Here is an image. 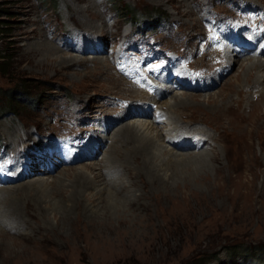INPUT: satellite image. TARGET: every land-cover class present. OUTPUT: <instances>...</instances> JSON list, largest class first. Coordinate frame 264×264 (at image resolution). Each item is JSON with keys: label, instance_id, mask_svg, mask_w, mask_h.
Returning a JSON list of instances; mask_svg holds the SVG:
<instances>
[{"label": "rangeland", "instance_id": "obj_1", "mask_svg": "<svg viewBox=\"0 0 264 264\" xmlns=\"http://www.w3.org/2000/svg\"><path fill=\"white\" fill-rule=\"evenodd\" d=\"M240 6H247L250 11L254 7L264 10V0H0V57L7 58L5 62H0L5 63L0 64V146L12 152L6 155L0 151V160H4L0 172L10 164L9 157L13 153L21 154L25 148L29 149L38 143L40 145L42 141L46 147H61L58 136L70 131L76 133L77 137L87 139L85 149L81 150H85L83 154L93 156L91 159L80 158L76 159L78 162H71V156L80 151L66 147L70 153H63L61 159L68 164L59 160L61 165L54 172L44 173L39 172L38 164L29 161V175L21 178L19 173L13 175L14 180L19 179L0 187L5 194L2 199L9 196L10 199L17 198V204L8 205L9 213L4 216L6 219L0 220V245L6 250L3 251L5 255L0 253V264H259L250 262L245 255L251 250L264 251V106L261 105L257 113L255 109V113H250L249 100L257 103L263 100L264 95H261L260 90L258 94L261 99H257L259 88L254 90L256 93H253V97L245 95L243 88L236 89L234 83L242 71V63L231 62L227 65L224 75L221 74L223 77H217L216 84L207 90L189 92L173 88L174 83H168L167 87L173 90L163 93L159 99L160 102L169 101L176 95L198 96L200 99L214 95L222 99L220 94L224 98L227 95V99L235 98L231 103H225L224 100L217 111V108L207 103H194L186 109L180 108L186 115L175 116L171 112L166 116L161 114V123H157L154 114L158 105L142 98L137 102L146 105L143 104L138 111L129 109L133 114L148 110V117H136L133 120L146 124L148 131H152V123L168 129L180 125L187 128L182 133L189 135L194 131L203 132L206 138L203 140L206 144L200 150L205 155L169 146L174 154L182 156L178 155L179 159L174 157V163L170 166L172 169L169 167L170 173L176 170L180 178L174 177L169 182L171 188L168 191H160L147 182L142 183L141 176L134 171L137 175L134 181L138 187H133L131 197L142 196L139 202L142 206L128 216L129 222L120 224L114 219L111 222L90 224L89 220L94 218L92 214L101 210V204L99 200L90 201L89 196L83 195L80 196L82 216L78 218V196L75 198V191L84 180L68 174L75 171L81 173L90 164L101 162L110 144L106 138L110 137L113 128L133 122L130 114L122 121L113 120L125 109H122L124 105L121 98L125 97L126 101L131 102L134 98L128 97L127 93L130 91L132 95L133 86L148 92L146 85H135L130 80L131 76L124 71L125 65L113 64L114 54L110 55L111 51L121 52L124 41L145 42L152 35L162 49L194 54L193 66L207 71L213 69L208 75L214 76L217 70L222 73V66L228 58L218 60L209 55L212 49L207 48L205 42L196 47L198 37L204 39L207 33L202 28L201 19L205 12L213 11L224 16L227 22L238 23ZM216 24V17H212L210 25L216 28ZM86 33L92 35L93 39L86 40ZM69 37H74L75 44H80L84 37L85 44L81 45L84 50L87 47H102L103 52L99 56L96 53V56L75 51ZM46 45L57 48L58 55L77 56L75 65L61 68L56 64L57 67L52 69L39 66L38 62L42 59L39 49ZM62 45L71 47L66 50ZM204 48L206 53L201 55ZM91 57L108 63L109 70H102L90 63L93 61L89 59ZM245 58L264 59L263 56L249 55H245ZM114 75L122 76L126 82L119 85ZM248 78L252 82L254 77ZM236 100L242 102L239 108ZM244 121L251 124L247 126ZM100 123L111 126L106 132H98L104 136L102 141L94 137ZM238 133L242 141H238ZM171 134L172 137L176 135ZM161 137L167 144L166 137ZM117 142L118 139L113 136L112 144L121 149L122 144ZM52 150L57 153L60 148ZM188 154L194 155L191 157ZM13 156L14 160L16 155ZM111 159L116 160L114 156ZM47 161H42L46 167L55 165L56 156L53 155V159ZM108 164L110 168L115 167L109 162L104 167L109 168ZM131 165L134 166V162L128 166ZM94 167L98 169L95 174L99 173V167ZM119 171L113 176L110 172L104 173L109 180L118 176ZM123 172L120 181H127V184L130 181L129 172L125 169ZM87 175L93 177L89 171ZM131 177L134 175L131 174ZM41 180L45 181L42 184L44 189L38 190ZM98 185L95 188L104 189ZM14 186L16 189L11 190ZM59 188L62 189L58 191ZM46 189L49 193L43 197L40 193ZM56 200L64 204L65 209L61 210L68 217L64 222L58 223L50 214L51 211L47 213L50 217H44L46 211L43 207L53 206ZM7 204L3 205V210Z\"/></svg>", "mask_w": 264, "mask_h": 264}, {"label": "bare ground", "instance_id": "obj_2", "mask_svg": "<svg viewBox=\"0 0 264 264\" xmlns=\"http://www.w3.org/2000/svg\"><path fill=\"white\" fill-rule=\"evenodd\" d=\"M190 1V0H189ZM195 1H193L194 3ZM250 3V2H249ZM248 3V4H249ZM248 4H245V5H248ZM194 5V4H193ZM195 6V5H194ZM241 7V6H240ZM238 9V8H237ZM264 9V8H263ZM199 10V9H198ZM195 11V10H194ZM257 12H260V10H257ZM194 13V12H193ZM197 14V13H196ZM239 16V15H238ZM200 20V19H199ZM203 20V19H201ZM237 23V22H236ZM203 28V27H202ZM201 30V29H200ZM186 31V30H185ZM195 31V30H194ZM171 32V31H170ZM190 32V31H189ZM172 34V32H171ZM191 34V32H190ZM189 34V36H191ZM194 34V33H193ZM188 35V33H187ZM247 36V37H245ZM244 36V39H247L249 38L248 35H245ZM193 37V36H192ZM191 37V38H192ZM84 37H82L81 39V45L84 46L85 44V41L83 39ZM87 38L86 40L89 41L93 39L92 35H88L86 33V37ZM190 44V43H189ZM188 44V47L190 46ZM195 44V42H194ZM192 45V44H191ZM181 46V45H180ZM202 46V44H201ZM204 46V45H203ZM94 47V46H93ZM191 47V46H190ZM197 47V46H196ZM66 50L67 49H70L69 46H66L64 47ZM209 48V47H208ZM192 49V48H191ZM195 49V48H194ZM193 49V51H194ZM211 49V48H210ZM178 51L180 49H177ZM176 50V51H177ZM186 50V49H185ZM177 51V52H178ZM190 51V50H189ZM208 51V50H207ZM36 53L38 51H35ZM39 52L41 53V61L38 62V65L40 66H47V67H51L52 68H55L57 66H55L56 64L61 67V68H67V67H70V66H74L75 65V59L76 57H67L65 55H58L59 51L57 48L53 47V46H50V45H46V46H43L41 49H39ZM103 50L97 52V55L100 53H102ZM180 52V51H179ZM35 53V55H36ZM196 53V52H195ZM200 53V52H199ZM92 54V53H90ZM96 55V53H94ZM201 54V53H200ZM215 54V57H219L221 59H225L226 57L228 58L226 63L223 64L222 66V73L221 72H217L215 73L214 76H211V75H208L209 73L213 72V69H211V71H207V75H208V78H207V81L205 82V84L203 85V87L201 88V90H207L210 86H212L215 82H216V78L219 77L220 79L223 77L221 76L224 75V71L226 68L227 65H230L231 62L233 63H242L240 66H241V72L239 73V75L236 77V81H235V85H237L236 89L238 90L239 88H243L245 89V95L247 96H250V97H253V93H256L254 92L255 89L259 88V90L257 91V94L259 93L260 90H262V94L261 95H264V59L260 58L259 60H253L254 58H245L244 59V56L247 55V51L245 52H236L230 56H233V57H228V56H225V57H221L220 55L217 54V52H211V56H213ZM96 55V56H97ZM111 55V53H110ZM109 55V57H110ZM202 55V54H201ZM200 55V56H201ZM99 56V55H98ZM198 57V56H197ZM259 57V56H258ZM205 58V57H204ZM264 58V57H263ZM89 59H93L92 62L90 63H93L96 65V67L102 69V70H107L109 68V65L108 63H106L105 61H103L102 59H98L96 57H91ZM263 61H262V60ZM32 61V60H31ZM109 61V60H108ZM83 63L86 64V62H84V60L82 61ZM197 62V61H196ZM110 64V63H109ZM114 64V63H113ZM112 64V65H113ZM205 64V63H204ZM203 65V64H202ZM114 66V65H113ZM209 69V68H208ZM109 70V69H108ZM116 71V69H115ZM106 73V71H104ZM111 72V71H110ZM122 72V71H120ZM100 74V73H99ZM111 74V73H110ZM116 74V73H115ZM118 74V73H117ZM125 75V74H124ZM248 76H251V77H254L252 82H249V78ZM104 77V76H103ZM122 77V76H121ZM120 76H117V75H114V78L117 80V82L121 84H123L124 82V79H122ZM124 77V76H123ZM126 77V76H125ZM107 78V77H106ZM128 78V77H127ZM109 79V78H108ZM113 79V78H112ZM219 79V80H220ZM129 81V79H128ZM216 84V83H215ZM214 84V85H215ZM145 86V84H144ZM246 86H250V87H246ZM95 87V86H94ZM213 87V86H212ZM230 87V86H229ZM235 89V88H234ZM143 90V89H142ZM173 90V88H166V89H160L159 91V94H156V95H151L145 91H141V89H137L135 86H133V92H132V95L131 93H129L128 91V97H132L134 99L131 100V102H128L126 101L125 97L121 98V101L123 100L124 101V106H126L125 109L121 110V113L116 116L115 118H113L114 121H122V119H126L125 117L129 116V114L131 115L130 117L132 118L131 120L133 121L134 118L136 117H148L149 116V112L148 110H144L143 113H137V114H133L131 112L130 109L132 108H135L137 111L139 108H142V105L143 104H147V103H141V102H137V100H143L142 98L146 99V101H150L152 102L153 104H156L158 105V107L156 109H158L160 112L163 113V116H166V114L168 115L170 112L171 113H174L175 116H182V115H186L185 113H182L180 111V108L182 109H186L188 107H191V104H208V106H213V108H217L215 111L219 110V108H221V105H222V102L224 101L225 103H231V102H234V99L232 98H228L227 99V95L226 97L224 98V95L223 94H220V98L222 99H218L216 98L214 95H211L207 98H204V99H200L198 96H186V95H176V96H173V98H171V100L169 101H164V102H160L159 99L161 97V95L163 93H166L167 91H171ZM190 92V91H189ZM192 92V91H191ZM232 92V91H231ZM207 95V94H206ZM236 95V94H235ZM234 96V95H232ZM237 96V95H236ZM239 96V95H238ZM255 96V95H254ZM262 97V96H261ZM224 98V99H223ZM237 98V97H236ZM257 97L255 96V99ZM260 98V95L258 94V98ZM263 98V97H262ZM261 99V98H260ZM238 100V99H237ZM236 100V101H237ZM248 100V98H247ZM235 101V102H236ZM238 102V103H237ZM237 105H238V108H239V105L240 103H242L241 101H237ZM151 103V104H152ZM224 105V104H223ZM245 105V104H244ZM264 106V98L263 100L259 101V102H254L252 100H249V106H250V113H253L254 112V109H255V112L257 113V109H259L260 107ZM246 106V105H245ZM196 107V106H195ZM200 107V106H199ZM206 107V106H205ZM145 108V107H144ZM203 108V107H202ZM233 108V107H232ZM242 108V107H241ZM236 109V108H235ZM234 109V110H235ZM262 109V108H261ZM195 110V109H194ZM213 110V111H214ZM231 110V109H230ZM239 110V109H238ZM241 110V109H240ZM246 110V109H245ZM263 110V109H262ZM108 111V110H107ZM117 111V110H116ZM203 111V110H202ZM236 111V110H235ZM235 111H234V114H235ZM249 111V110H248ZM199 112V111H198ZM229 112V111H228ZM232 112V110L230 111ZM243 112V111H242ZM254 112V113H255ZM136 113V112H135ZM197 113V112H196ZM214 113V112H213ZM223 114V113H222ZM231 115V113H229ZM246 114V113H245ZM262 114V113H261ZM189 115V114H188ZM199 115V114H198ZM228 115V114H227ZM256 115V114H255ZM218 116V115H217ZM236 116V115H234ZM232 116V117H234ZM240 116V114H239ZM258 116V115H257ZM129 117V118H130ZM210 117V115H209ZM221 117V116H220ZM238 117V116H237ZM236 117V118H237ZM245 117V115H244ZM176 119V117H174ZM195 118V117H194ZM200 118V117H199ZM205 118V117H204ZM212 118V117H211ZM223 118V117H222ZM226 118V117H225ZM235 118V117H234ZM241 118V117H240ZM256 118V116L254 117ZM105 119H106V116H105ZM198 119V118H197ZM239 119V118H238ZM112 120V119H111ZM177 120V119H176ZM205 120V119H204ZM235 120V119H234ZM241 119H239L240 121ZM243 120V119H242ZM250 120V119H249ZM104 122V120H102ZM154 121L155 118H154ZM224 121V120H223ZM226 121V119H225ZM237 121V120H236ZM238 121V122H239ZM106 124L108 122L105 121ZM130 122V121H129ZM194 122V121H193ZM211 122V121H210ZM213 122V121H212ZM227 122V121H226ZM256 122V121H255ZM120 123V122H119ZM126 123V122H125ZM123 123V125L120 126L121 127H115V129L113 128L112 130V134L110 135V137L107 136L106 139H108L110 141V144L107 146L106 150L104 151V154H103V158L101 160L100 163L98 164H90L91 166L89 168L85 167L84 169H82V172L79 173L78 171H75V172H68V174L71 175H75V176H78V177H82L81 180H84L82 183H80L79 187H78V190L75 191V198H77L78 196V199L76 200V203H77V211H78V218L79 216L81 217L82 216V211H83V208H82V195L83 196H89V200L90 201H93V200H99V203L101 204V210H99V212H94L92 215L94 218L91 217V219L89 220L90 224L94 223L95 222H111L113 221L114 219H117L118 222L120 224H124V223H127L128 221V216L135 211L136 208L142 206V204H139L140 200H141V197L142 196H135V197H131V193L132 191L134 190L133 187L136 186L138 187V184L134 181V178L137 176H135L134 174V171L139 174L141 176V182L142 183H150L152 185V187H155L160 190L162 189V191H165L167 189L170 190V181L175 177L178 176V173H176V170L173 172L172 171V174L170 173V170H169V167L171 166L172 163H174V157H177L178 155H181V154H174L171 150V147H173L174 149H177V150H189V148H187L186 146H183V145H180V146H177L176 145V140L179 139V138H182L184 139V141H187L188 139H190V135H192L194 132H192L191 134L189 135H186L184 133H182V130L183 129H187V128H184V126H176L175 128L172 127V128H166V127H160V126H156L155 124H151V129L152 131H148V127L147 129L145 128V125L146 124H143L142 122H136V121H133V122H130L127 124ZM231 123V122H230ZM242 123V122H241ZM245 125L247 124H251V123H247L244 121ZM261 123V122H260ZM213 124V123H212ZM219 124V123H217ZM233 124V123H232ZM238 124V123H237ZM236 124V125H237ZM243 124V123H242ZM258 124H259V121H258ZM110 125V124H109ZM149 125V124H148ZM241 125V124H240ZM257 125V124H256ZM107 125H103L100 123L98 129H96V132L97 134L94 135V137H96V140L99 139V140H103L104 139V136H102L101 134L99 133H103V132H106V130L110 129L111 126H107ZM248 126V125H247ZM246 126V127H247ZM250 126V125H249ZM253 126V125H252ZM223 127V126H222ZM240 127V126H239ZM215 128V127H214ZM220 128V127H219ZM224 128V127H223ZM253 128V127H252ZM263 128V127H262ZM189 129V128H188ZM244 129V128H243ZM251 129V128H250ZM190 130V129H189ZM196 130V129H195ZM219 130V129H218ZM231 130V129H230ZM240 130V129H239ZM228 131V130H227ZM256 130H254L255 132ZM95 132V131H94ZM99 132V133H98ZM237 131L235 130L234 133H236ZM248 132V131H247ZM171 133H176L175 136L172 137V134ZM201 133V134H200ZM203 132H199V133H194L196 135H198L199 137H201V140L198 141V145H205L206 142L204 143V141L202 142V140H205L203 135H202ZM224 133V131H223ZM229 133V132H228ZM230 133H233V132H230ZM109 134V133H107ZM169 134V135H168ZM222 134V133H221ZM225 134V133H224ZM254 134V133H253ZM264 134V133H263ZM168 135V136H166ZM186 135V136H184ZM239 136H237L238 138V141L239 139L242 141V137L240 136V134L238 133ZM113 136H114V139H118V144H122V147L121 149L118 148V146H115L114 144H112V139H113ZM161 136H165L166 139H167V144L165 142L164 144V141L162 139ZM213 135H211L212 137ZM216 137V136H215ZM222 137V136H221ZM224 137V136H223ZM228 137V136H227ZM247 138V137H246ZM261 138V137H260ZM226 139V138H225ZM227 140V139H226ZM233 140V139H232ZM250 140V139H249ZM231 141V140H230ZM259 141V140H258ZM264 141V140H263ZM214 142V141H213ZM260 142V141H259ZM114 143V142H113ZM203 143V144H202ZM220 143V142H219ZM229 143V142H227ZM226 143V144H227ZM233 143V142H232ZM236 142L234 141V144ZM102 144V143H101ZM217 145V144H216ZM220 145V144H219ZM230 145L231 142H230ZM229 145V146H230ZM239 145V144H238ZM263 146V145H262ZM203 147V146H202ZM213 147V146H212ZM218 147V146H217ZM170 148V150H169ZM208 148V147H207ZM202 149V148H201ZM200 149V150H201ZM263 149V148H262ZM200 150H198V155H205V152H200ZM206 151V150H205ZM217 151V150H216ZM239 151V150H238ZM241 151V150H240ZM261 151V149H260ZM192 153H196L195 151H192ZM239 153V152H238ZM263 153V161H264V151L262 152ZM220 154V153H219ZM255 154V153H254ZM186 155V154H185ZM189 156H193L194 154H188ZM114 156V158L116 159L115 161H113L111 158ZM182 156V155H181ZM184 157V156H183ZM187 157V156H185ZM205 157V156H204ZM253 157V156H252ZM258 157V156H257ZM178 158V157H177ZM188 158V157H187ZM210 158V157H209ZM237 158V157H236ZM255 158V157H254ZM179 159V158H178ZM109 162L110 164H112L113 166H115L117 169H114L115 167L113 168H110L109 164L107 167L109 168H106L104 166H106L107 162ZM179 160H177L176 162H178ZM200 161V160H199ZM253 161V160H252ZM131 162H134V166H128L130 165ZM211 162V161H210ZM202 163V162H201ZM212 163V162H211ZM102 166H101V165ZM176 164H174L175 166ZM220 165V164H219ZM255 165V164H254ZM94 166H97L99 167V173H96L95 172L98 170L97 168L94 169L95 167ZM177 166V165H176ZM175 166V167H176ZM194 166V164H193ZM252 166V163L251 165ZM264 166V165H263ZM112 167V166H111ZM178 167V166H177ZM176 167V168H177ZM189 166H187L188 168ZM192 168V167H191ZM252 168V167H251ZM254 168V167H253ZM107 169H109L108 171H106ZM122 169L121 172H123V169H125V171L129 172L128 173V180L129 182L126 184V182H121L120 181V177L123 175V173H121L119 170ZM170 169H172L170 167ZM175 169V168H174ZM182 170V169H181ZM255 170V169H253ZM91 172V175H93V177L90 178L88 177L89 175H87V173ZM112 171V172H111ZM119 171L118 173V176H115V177H111V179H107L106 177V173H109L112 174H116L117 172ZM195 171V170H194ZM39 172H41L39 170ZM181 172V171H180ZM186 172V171H185ZM264 172V171H263ZM170 173V174H169ZM191 173V172H190ZM195 173V172H194ZM63 174V173H62ZM90 174V173H89ZM131 174L134 175V177H131ZM188 174V173H187ZM200 174V173H198ZM111 176V175H110ZM109 176V177H110ZM196 176V175H195ZM124 177V176H123ZM190 177V176H189ZM178 178V177H177ZM180 178V177H179ZM178 178V179H179ZM182 178V176H181ZM122 179V178H121ZM58 180V179H57ZM56 180V181H57ZM40 181V180H39ZM38 181V182H39ZM41 180L40 182V186H37V187H40V188H37L38 190L39 189H44L42 188V184L45 183V181ZM55 181V183H56ZM123 181V180H122ZM193 181V180H191ZM190 181V182H191ZM61 182V181H60ZM66 182V181H64ZM206 182V181H205ZM187 183V181H186ZM193 183V182H192ZM228 183V182H227ZM78 184V183H77ZM98 184H100L101 186L104 187V189H102L101 187H96L95 186H99ZM129 184V186H128ZM190 184V183H189ZM263 184V183H262ZM31 185H33V183H31ZM38 185V183L36 184ZM48 185V184H47ZM55 185V184H54ZM61 185V184H60ZM59 185V186H60ZM58 186V187H59ZM65 186V185H64ZM73 186V185H71ZM16 186L12 187L11 190H15ZM62 187V186H61ZM66 187V186H65ZM190 187V186H189ZM70 188V187H68ZM8 189V188H7ZM10 189V188H9ZM58 189V188H57ZM62 189V188H61ZM59 188L58 191L61 190ZM77 189V188H76ZM91 189V190H90ZM137 189V188H136ZM164 189V190H163ZM261 189V188H260ZM55 190V189H54ZM187 190V189H186ZM225 190H227L225 188ZM6 191V190H5ZM65 191V190H64ZM96 191V192H95ZM161 191V190H160ZM264 191V190H263ZM188 192V191H187ZM38 193V192H37ZM46 193H49V190L46 189V190H43L41 191V195L44 197V195H46ZM57 190L55 191V194H57ZM60 193V192H59ZM66 193V192H65ZM72 193V192H71ZM262 193V192H260ZM52 194V193H51ZM54 194V193H53ZM133 194V193H132ZM264 194V193H263ZM0 220L4 221L6 218L4 216L8 215L9 211V206L8 205H13V204H17L16 200L17 198L13 199L11 198L10 199V196L9 197H5L4 199H2L5 195L4 193H2V190L0 189ZM14 195V194H13ZM64 195V193H63ZM73 195V194H72ZM243 195V194H242ZM48 196V195H47ZM55 196V195H53ZM81 196V197H80ZM144 196V195H143ZM15 197V196H14ZM55 198V197H54ZM81 198V199H80ZM56 199V198H55ZM45 202V201H44ZM65 202V201H64ZM69 202V201H68ZM6 207H4L5 209L3 210V205L6 204ZM50 203V202H49ZM48 203V204H49ZM85 203V202H84ZM92 203V202H91ZM52 205V204H51ZM69 205V204H68ZM76 205V204H75ZM84 205V204H83ZM47 205H45L43 208L45 209L46 213L44 214V217L47 216V213H49L48 211H51V215H53L54 219L57 220L58 223H60L61 221L64 222L65 220L68 219L67 215L65 212H63V210H61V208H63L64 204L62 201H55L53 203V206H49V207H46ZM74 206V204H73ZM71 206V207H73ZM71 207H68L71 208ZM11 208V207H10ZM13 208V207H12ZM86 208V207H85ZM65 209V208H63ZM65 211V210H64ZM20 212V211H19ZM87 212V211H86ZM12 214H15V213H12ZM18 214V213H17ZM38 216V215H37ZM47 217H50V216H47ZM43 218V217H42ZM46 218V217H45ZM129 222V221H128ZM2 223V222H0ZM89 224V223H88ZM101 225V224H99ZM1 226V225H0ZM97 226V224H96ZM6 227V226H5ZM95 229V228H94ZM1 234V233H0ZM94 234V233H93ZM91 235V234H90ZM95 235V234H94ZM75 236V235H74ZM1 238V236H0ZM122 246V245H121ZM4 247V246H3ZM2 247V245H0V253H3V251H6L4 250ZM6 247V246H5ZM8 248V246H7ZM9 250V249H8ZM4 254V253H3ZM5 255V254H4ZM8 257V256H7ZM9 260V259H8ZM11 260H12V257H11Z\"/></svg>", "mask_w": 264, "mask_h": 264}, {"label": "trees", "instance_id": "obj_3", "mask_svg": "<svg viewBox=\"0 0 264 264\" xmlns=\"http://www.w3.org/2000/svg\"><path fill=\"white\" fill-rule=\"evenodd\" d=\"M7 60L6 57H0V62H5ZM1 65H5V63H0ZM14 101V99L12 100ZM11 102V101H10ZM12 104H15V102H12ZM264 251H257V250H251L249 254H246L245 256H248L250 262L254 263H264Z\"/></svg>", "mask_w": 264, "mask_h": 264}]
</instances>
